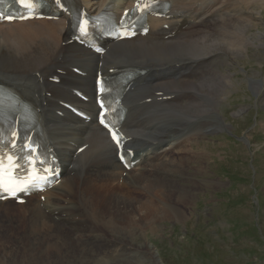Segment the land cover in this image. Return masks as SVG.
Listing matches in <instances>:
<instances>
[{"label": "bare ground", "instance_id": "bare-ground-1", "mask_svg": "<svg viewBox=\"0 0 264 264\" xmlns=\"http://www.w3.org/2000/svg\"><path fill=\"white\" fill-rule=\"evenodd\" d=\"M172 1L176 7L189 5L191 8L192 5H190V3L199 0ZM86 2L90 7L94 4L92 0H86ZM224 2L230 5L232 12L228 15H221L208 22L207 25L210 23L213 25V28L202 31H206V34H202V32L199 33L198 31L193 38L189 39L179 38L176 41L160 44H136L128 47L116 46L107 57V63L111 64H139L149 68H163L166 65L178 64L180 66L184 65L185 67V70L181 69L180 72L177 73V76L166 79L164 83L160 82L153 85L148 91L140 93V96H142L141 98L136 99V102H138L140 99L152 98L154 97V95H152L153 92H160L165 94L168 93L169 97L176 95V99L178 100V102H176V99L172 102H168L171 104L166 105L164 108H160L161 105H153L154 108L149 109L145 105V107L141 108V113L139 115V118L144 120L147 119L145 128L141 132L142 135L148 137L139 139L137 142H140L139 151H143L147 147L153 148L151 150V154L153 155L152 161L156 162L148 167L157 170V172L160 169L164 170L166 173L164 177L167 180H171L170 178L172 176V178H174L175 175L180 177L186 175L181 173L183 164L192 160L200 162V158L203 157L201 153H198L201 148H199L197 141L212 127V125L209 126L210 122L206 120L210 119L214 114V109L204 104H211L209 99L216 105L219 104L220 101H223L217 93L213 95L212 89L214 87L217 88L216 86L218 85L219 88H222L223 94L229 87V82H231V80L227 81L228 77L221 75L220 68L224 64L232 63L238 56L240 57L242 53L246 52L248 47L253 46L255 51H259L260 49L264 50V33H261V30L258 29L260 22L264 23V0H224ZM41 23L43 22L27 24V26H29L27 28H21L19 26V29L5 35H0V79L11 82L7 80L10 76L9 79L14 78L12 80L19 81V84H21L20 82L23 80V84H25L24 81H27L25 85L29 84L32 87H39V78H27L28 74L37 72L41 77L46 78L49 74V71H46V69L50 67L54 61L60 57H64L68 50L77 53L76 49L73 47V49L67 46L61 48V44L66 42L65 27L62 23L49 22L46 26H41ZM255 30L256 32L253 33ZM89 59L90 56L87 54H85V56L78 55L77 58L78 63L81 62L83 64H88ZM200 60H208V63L206 65L197 66L193 71V65L189 66L185 64L189 62H198ZM192 72L194 73L192 77H184L186 73ZM252 79L255 78L253 77ZM256 81L263 82V79H256ZM43 85L48 88L45 83H43ZM253 88L257 91L259 87L253 86ZM218 91L221 93V90ZM133 99H135V97H133ZM183 110L186 111L182 112ZM57 121L56 118L53 119L52 117L50 118L49 124L55 129L58 139H61L63 137L62 129H64L63 126L65 125L60 126ZM94 131L95 135L87 140L92 142L91 146L100 144V150L90 154L91 158L86 161L82 171H77L73 177L69 175V180H66L61 183L59 187L48 192L44 205L50 210V216L56 217L62 222L60 223L61 225L66 224L69 226V224H74L71 217L77 214L73 213V211L81 209V213L90 217L94 223H102L106 226L108 225L107 227H113V230L111 228L112 231L109 233H111L112 238L115 236L114 241L111 242L112 240H106L108 245H106L105 248L101 245L103 252L101 249L100 251L102 253L100 255L97 253L88 255L89 257L84 256L85 258L83 257L84 260H82L84 264H107L108 261L112 260L111 258L119 259L121 257V251H127L129 249L137 251L136 249H139V244L131 238L132 236L135 237L137 231H139V226H137L138 217L155 218L157 215H169L170 212L172 214H178V211L174 206L169 204L170 200L167 199L166 196L169 192V188L164 187L165 184L157 182L160 177L157 178V172L155 170L153 173L146 172L144 174L140 172L135 176H133L135 172L129 173L127 178L123 181V187H125L126 192L123 191L119 193L118 189L111 188V184L109 183V185L108 182L112 180L117 182L120 169L116 164L114 156H112L113 151L111 148L105 145L103 146L105 141H102L104 137H100V129L96 128ZM137 136L138 134H135V137ZM81 139L82 135L73 134V141ZM153 142H158V145L154 146ZM193 146H198L196 147V151V148L194 149ZM172 150L175 155H179L184 151V154L186 152L188 156H180L177 159L174 158V155L168 156L167 151L172 152ZM165 155L173 159H170L171 161L169 163L167 160L160 161L159 159H162ZM146 169L147 168L144 166L141 167L140 171ZM98 178H101L100 181L103 184L100 188L96 187V185L92 183L93 180H91L94 179L97 181ZM161 178H163V176ZM184 178L180 179V182L190 183ZM75 182L80 185H78L79 187L76 186L74 189ZM187 187V185H184L177 193L182 196L185 192L188 193L190 190L196 189L195 183L189 186V191H187ZM129 188H133L136 191L135 193L147 189V192H152L157 195L155 197L158 204H151L149 201L152 202V199L148 202L145 200V202L142 203L140 202L142 199L137 201L131 195L132 192L127 191ZM176 190L177 188L175 191ZM181 192L182 194H180ZM75 195H77L76 198L79 202H76L77 200L74 199ZM39 205L40 203L35 202L29 208H26L29 215L33 216L37 221V223L35 221L33 223L34 225L31 226L33 229L32 233L35 235V241L39 240L38 238L42 234L49 233V231L53 229L51 224L58 225L41 210ZM101 205L107 208H101ZM56 211H58L57 215L55 214ZM62 211L70 213L69 218L62 216L61 214H64ZM104 216H108L109 221H105ZM40 218H44L43 222L42 220L40 221ZM126 218H128L126 226L131 230L129 231L127 229V231H129L128 233L126 232L128 235L126 239L127 243H124L125 241L119 237L121 236L120 233H122V231L119 230L120 226L114 219L119 220ZM40 222L39 228L37 225ZM150 227L148 226L149 229ZM97 239L98 238L94 239V241H98ZM60 240L61 239L58 241ZM91 240L93 241V239ZM129 245L133 248H128ZM90 246L91 245H89L88 248L85 247L84 250H89ZM30 247L33 248L32 245ZM110 248L113 252L110 251ZM146 248L149 252L152 250L149 245L146 246ZM46 249H48V247ZM115 249H118V252ZM92 253L94 252L92 251ZM1 258L3 259V257ZM0 264H8V261L6 259L0 260Z\"/></svg>", "mask_w": 264, "mask_h": 264}, {"label": "rangeland", "instance_id": "rangeland-1", "mask_svg": "<svg viewBox=\"0 0 264 264\" xmlns=\"http://www.w3.org/2000/svg\"><path fill=\"white\" fill-rule=\"evenodd\" d=\"M222 74L231 82L223 94L218 85L212 89L213 95L217 93L223 101L216 105L209 99L211 104H204L214 109V114L206 120L212 122L214 132L197 143L201 148L198 153L203 155L200 162L184 163L181 173L186 175L180 178L167 180L162 169L156 173L160 177L157 182L169 188L167 199L178 214L138 217L137 226L141 231L131 238L139 244V256L136 258L129 252L120 261L111 258L107 264H264V50L248 47L234 64L223 68ZM253 77L263 79L259 81L258 91H254L257 82ZM183 178L190 183L180 182ZM194 183L196 189L191 191L189 186ZM184 185L191 193L181 196L177 191ZM133 194L137 201L142 199L141 203L152 199L151 204H158L157 195L147 189ZM76 196L74 199L79 202ZM73 213L82 220L87 218L85 231L99 230L97 234L87 235L89 250H84L85 246L88 248L86 243L80 238L77 241L70 230L64 234L59 226L62 222L49 214L46 215L59 224H51L53 229L43 232V238L40 236L36 241L31 228L36 221L33 216L31 221L22 223L24 229L16 228V222L9 225L6 219L0 218V260L6 259L8 264H84V256L100 255L101 247L108 245L106 240L114 241L109 233L113 227L111 230L108 225L94 223L81 209ZM104 220L109 221L108 216ZM114 221L122 231L119 237L127 243V233L131 230L126 226L128 218ZM96 238L98 241H94ZM148 245L152 253L147 250Z\"/></svg>", "mask_w": 264, "mask_h": 264}, {"label": "snow or ice", "instance_id": "snow-or-ice-1", "mask_svg": "<svg viewBox=\"0 0 264 264\" xmlns=\"http://www.w3.org/2000/svg\"><path fill=\"white\" fill-rule=\"evenodd\" d=\"M56 2L59 4L60 0H56ZM138 7H140V5H138ZM145 7H150V5ZM101 123H105L103 119H101ZM105 127H108V125L105 124ZM109 130L112 131L111 128ZM14 135L15 133H13V136ZM113 140L119 144L120 136L114 131ZM6 160L11 162L8 166L5 165ZM29 163H31V161ZM15 167L16 164L15 162H12V158L10 156H0V192H8L14 196L17 192L27 193L29 189L35 188L36 180L38 179L36 174L34 172L27 173L26 171L25 175L21 177L14 171ZM45 171H47V169Z\"/></svg>", "mask_w": 264, "mask_h": 264}]
</instances>
